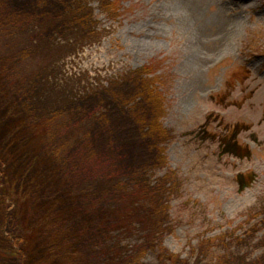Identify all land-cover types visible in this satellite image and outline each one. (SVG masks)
Listing matches in <instances>:
<instances>
[{"label":"rangeland","instance_id":"1","mask_svg":"<svg viewBox=\"0 0 264 264\" xmlns=\"http://www.w3.org/2000/svg\"><path fill=\"white\" fill-rule=\"evenodd\" d=\"M73 262L264 264V0H0V264Z\"/></svg>","mask_w":264,"mask_h":264},{"label":"trees","instance_id":"2","mask_svg":"<svg viewBox=\"0 0 264 264\" xmlns=\"http://www.w3.org/2000/svg\"><path fill=\"white\" fill-rule=\"evenodd\" d=\"M45 118H47V120H48L49 117L48 116H45ZM150 129H151L152 133H157V134L158 133L159 134L160 133L161 134H164L165 133V130L162 128V125L159 123V121H155V126L154 127H150ZM162 159H163V157H162ZM10 192H11V197L13 199H16L17 198V193H15V189H12V191H10ZM18 220H19V224H22L23 220H22V215L21 214L18 215ZM54 239H56V238H54ZM61 251L62 252H60V254H62L63 257L68 256L69 258H72L74 256L73 253L71 254L69 251H65L63 249H61ZM54 258H57V255ZM73 264H74V262H73Z\"/></svg>","mask_w":264,"mask_h":264}]
</instances>
